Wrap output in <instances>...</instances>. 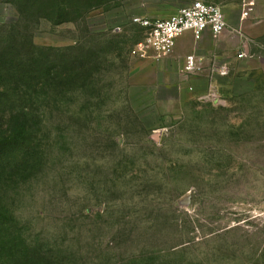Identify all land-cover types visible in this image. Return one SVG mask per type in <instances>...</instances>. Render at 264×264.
<instances>
[{
	"label": "rangeland",
	"instance_id": "rangeland-1",
	"mask_svg": "<svg viewBox=\"0 0 264 264\" xmlns=\"http://www.w3.org/2000/svg\"><path fill=\"white\" fill-rule=\"evenodd\" d=\"M15 1L0 0V136L16 119L29 136L0 166V264H264V39L249 26L211 82L188 53L132 54L137 18L202 1L236 34L264 0Z\"/></svg>",
	"mask_w": 264,
	"mask_h": 264
},
{
	"label": "built area",
	"instance_id": "built-area-1",
	"mask_svg": "<svg viewBox=\"0 0 264 264\" xmlns=\"http://www.w3.org/2000/svg\"><path fill=\"white\" fill-rule=\"evenodd\" d=\"M247 16L248 13H245ZM145 30L144 40L139 43L132 54L142 56L153 61H160L171 54L179 38L192 33L195 40L201 41L205 32L210 31L220 36L228 30V23L224 9L220 5L207 4L197 1L190 6L180 9L173 16L166 19H135ZM120 27L115 29L121 32ZM202 70V60L195 55L188 56L185 64L186 73H196ZM221 75L227 74V67L215 69Z\"/></svg>",
	"mask_w": 264,
	"mask_h": 264
},
{
	"label": "crops",
	"instance_id": "crops-1",
	"mask_svg": "<svg viewBox=\"0 0 264 264\" xmlns=\"http://www.w3.org/2000/svg\"><path fill=\"white\" fill-rule=\"evenodd\" d=\"M253 20L250 23L252 20H247L245 13H242V10L239 9L236 34L225 32L220 36H215L210 31H207L204 33L201 41L197 42L192 33H187L178 39L173 52L164 57V60L166 63L177 64L186 56V53L189 56L195 55L202 60V70L198 73L202 77L195 78L194 81L203 80L211 82L212 80H217L219 76L217 74L219 73L214 70L223 67L222 65L225 64H233L235 58L229 57L228 52L231 49L234 50L232 51V55L235 56L236 49L233 48H236V45L244 41L242 38L246 36V29L251 27L257 39H264V16ZM242 29L245 30L242 32V35L238 34L239 32L237 31ZM244 42L246 44V39ZM245 61L242 59L241 62L243 63H240V66L244 65ZM213 65L215 68H212Z\"/></svg>",
	"mask_w": 264,
	"mask_h": 264
},
{
	"label": "trees",
	"instance_id": "trees-1",
	"mask_svg": "<svg viewBox=\"0 0 264 264\" xmlns=\"http://www.w3.org/2000/svg\"><path fill=\"white\" fill-rule=\"evenodd\" d=\"M9 1L13 2V0H9ZM17 1L19 2V0H16L15 2ZM10 81H11L10 78L6 76V65L3 67L2 64H0V96L9 93L8 90L9 88H11ZM28 136H29V129H28V125L25 123V120L23 119L14 120L13 128L9 132H6L0 136V138L2 137L0 140V166L2 165V162L5 160L3 157H5L7 153H9L11 149H13L14 146L18 147L20 141L23 139H27ZM30 154L31 153L29 148L25 149L24 153L22 154L23 157L22 166L23 164H28V160L29 161L31 160ZM16 168L18 170L21 169L20 165L17 166ZM10 169L13 170L14 168H10ZM22 169L26 171L27 168L25 166Z\"/></svg>",
	"mask_w": 264,
	"mask_h": 264
}]
</instances>
